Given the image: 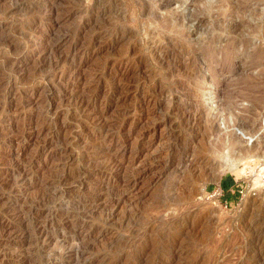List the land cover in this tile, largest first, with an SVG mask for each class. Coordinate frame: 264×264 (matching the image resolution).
<instances>
[{
    "label": "rangeland",
    "instance_id": "1",
    "mask_svg": "<svg viewBox=\"0 0 264 264\" xmlns=\"http://www.w3.org/2000/svg\"><path fill=\"white\" fill-rule=\"evenodd\" d=\"M205 7L211 20L191 44L217 50L198 69L184 32ZM259 47L264 0H0V179L34 171L0 190V264H264V169L237 176L213 153L218 134L254 139L234 115L264 88V60L250 57ZM58 72L66 82L54 85ZM77 96L96 103L80 112ZM194 108L206 115L197 124ZM34 209L55 235L46 243L27 225ZM75 230L86 235L78 256L57 237Z\"/></svg>",
    "mask_w": 264,
    "mask_h": 264
},
{
    "label": "bare ground",
    "instance_id": "2",
    "mask_svg": "<svg viewBox=\"0 0 264 264\" xmlns=\"http://www.w3.org/2000/svg\"><path fill=\"white\" fill-rule=\"evenodd\" d=\"M168 2V0H165ZM47 2V1H46ZM50 2L52 3V0H50ZM170 2V1H169ZM163 3V2H162ZM50 4V3H49ZM210 7V6H209ZM209 7H205V8H199V9H196L194 11H191L187 16H186V19L188 21V24H191L193 25L194 24V27H195V30L191 31L190 29L186 30L184 33V38L186 40V47H187V54H188V63L190 65H193L195 66L196 68L198 69H202V63H206L208 65L209 61L207 59H210L213 57V55L215 54L216 52V45H215V40H210L209 42L207 43H201V44H198L197 47H195L194 45L191 44V41H192V38L194 35H197V33H199L204 25L210 21V14H211V10ZM239 24V23H238ZM237 26H240L238 25ZM254 25V24H253ZM254 27V26H253ZM252 28V27H251ZM261 34V33H260ZM257 35V34H256ZM251 36V34H250ZM262 34H261V38H262ZM253 37V36H252ZM257 37V36H256ZM182 38V37H181ZM258 39V37L256 38V40ZM249 40V39H248ZM184 46V47H185ZM252 48V47H251ZM164 51V50H163ZM167 51V50H166ZM72 52V51H71ZM70 52V53H71ZM70 53L67 55V56H64L65 58H59L55 61V63L53 64L54 66V69H57L59 67H61L60 65L63 64V63H68V59H69V55ZM165 53V52H164ZM168 53V52H167ZM174 56V55H173ZM163 57V56H162ZM178 57V56H177ZM184 57V56H183ZM252 58V61L260 66L264 60V48H260L257 49L256 51H254V53H252V55L250 56ZM166 58V57H165ZM173 59V58H172ZM171 59V61H173ZM184 60V59H183ZM187 60V59H186ZM169 61V60H167ZM178 61V60H177ZM121 62V61H120ZM174 62V61H173ZM167 63V62H166ZM186 63V62H184ZM171 64V63H170ZM179 64V63H178ZM177 63L175 64L178 65ZM52 65V64H51ZM186 65V64H185ZM68 67V66H67ZM75 65L72 63L69 65V71L68 72H73L74 73V69H75ZM240 67V66H239ZM65 68V67H64ZM192 68V67H191ZM241 68V67H240ZM63 69V68H62ZM77 69V68H76ZM236 69V68H235ZM189 70V69H188ZM170 71V70H169ZM191 71V70H189ZM237 71H238V68H237ZM240 71V70H239ZM176 72V71H174ZM52 73V72H51ZM59 73V72H58ZM66 73V72H65ZM173 73V72H172ZM193 73V72H191ZM54 74V73H53ZM60 74V73H59ZM98 74V73H97ZM96 74V75H97ZM66 75L64 74H60L58 75V77H56L55 75L52 76V81H53V84L54 85H61V83H63V79L65 78ZM71 77V75H70ZM69 77V78H70ZM98 78V77H97ZM201 78L204 80V76H201ZM63 80V81H62ZM66 82V80L64 81ZM196 82V81H195ZM264 82V81H262ZM68 83V82H67ZM254 83V82H253ZM64 84V83H63ZM62 84V85H63ZM255 84V83H254ZM67 85V84H66ZM119 85V84H118ZM183 85V84H182ZM121 86V85H120ZM119 86V87H120ZM115 87V86H114ZM118 87V86H117ZM118 87V88H119ZM251 87V86H250ZM59 88V87H58ZM122 88V87H121ZM182 88V87H181ZM61 89V88H60ZM113 89V87H112ZM115 89V88H114ZM68 88L64 86V89L62 91H58V93H53L52 95H50V99H51V103H50V108L53 107V103L55 101V99H57L56 97L58 96H61L62 93H66L68 92L67 91ZM120 90V89H119ZM122 91V90H121ZM254 91V90H253ZM116 92V91H115ZM10 94H11V101L13 102L15 100V98L17 97L18 95V90H15V88H13L11 91H10ZM195 95H198L195 93ZM199 96V95H198ZM253 96V100H248V98H246V100L244 99V101H247L248 102V105L245 106L243 108V110H241L242 112L241 113H236L234 115L235 119H234V125L239 127L240 129L242 128V130L246 133V134H249L251 133V137L250 138H254L255 137H260V141L257 142V143H254L253 140H240V138L238 139L237 137H234L231 135V137H229V145L227 143V137H226V133L223 135V136H218L216 137V139L220 140V145L218 147H214V152L215 153V156H218L220 158L223 159L224 164L222 165L223 169H227V170H230L233 174L237 175V176H240L242 174V172H244L243 169L240 168L241 165H251L252 163L254 162H258V164L255 166L256 168V171H260L262 172L264 167H263V164H264V125H263V122L262 121H259V118H260V115L262 113V109H263V106H264V88L261 87L260 89V94H255V95H252ZM62 99V98H61ZM96 96H93L92 97V100L93 101H89L88 97H85V96H80L76 98L75 100V108L77 110H79L80 112L83 111V112H87V110L89 108H91L95 103H96ZM252 99V98H251ZM91 100V99H90ZM10 101V102H11ZM9 105V104H8ZM30 105V104H29ZM24 106V105H23ZM22 106V107H23ZM192 107V106H191ZM75 109V110H76ZM94 109V108H93ZM195 109V112H191L188 116V120L190 122H193L195 124H197V122L199 120H203L205 118V113L202 112L201 109H197V108H194ZM90 111V110H89ZM194 111V110H193ZM231 111V110H230ZM227 112L228 114L230 113ZM260 111V113H259ZM77 112V111H76ZM82 112V113H83ZM240 112V111H239ZM81 114V113H80ZM227 114V115H228ZM231 115H232V112H231ZM229 117V115H228ZM48 118V117H47ZM11 119V118H10ZM46 119V118H45ZM54 120H52L53 122ZM229 121V120H228ZM56 122V121H55ZM55 122L51 123L50 124H55ZM14 123V122H13ZM43 123V122H42ZM215 123V122H214ZM214 123L212 122V128H214V132H216V134L218 133V129L219 128H215V125ZM216 124V123H215ZM97 125V124H96ZM53 126V125H52ZM217 126V125H216ZM51 127V126H49ZM55 128V127H54ZM97 128V127H96ZM100 128V133L101 136L100 138L103 137L102 140L99 139V143L102 144L100 146L103 147L104 149V152H105V124L102 123V125L99 127ZM95 129V128H94ZM55 130L57 131L58 128H55ZM60 131V130H59ZM57 131V132H59ZM62 131V130H61ZM99 132V131H98ZM212 132V131H211ZM60 133V132H59ZM108 133V132H106ZM57 134V137L60 139V136L58 133ZM214 133V135H216ZM232 134V132H231ZM97 135V134H96ZM111 134H109V137H110ZM222 135V134H220ZM115 136V134H114ZM108 137V136H107ZM106 137V138H107ZM5 139V138H4ZM97 139V138H96ZM9 142L11 143H14L13 142V139L10 140ZM215 145V144H214ZM217 145V144H216ZM102 149V150H103ZM190 160V159H189ZM1 161V160H0ZM188 161V160H187ZM186 163V162H185ZM191 163V161H190ZM195 166V165H194ZM197 167V166H196ZM194 170V169H193ZM34 171L32 169V167L30 168H19L18 170H15V171H11L10 173H5V177H1L0 179V190L2 189H5L7 188L8 186H11L12 189L14 187H18L21 182L25 181L26 179H28L30 177L31 174H33ZM27 181V180H26ZM57 182L59 184H62V180H57ZM48 184V183H47ZM65 184V183H64ZM256 184H257V181H256ZM23 185V183H22ZM51 186V185H50ZM56 186V184H55ZM48 187H49V184H48ZM53 187V186H51ZM63 187V186H62ZM264 188V183H262V186ZM58 188V187H56ZM60 188V187H59ZM58 188V189H59ZM263 188H261L260 192H259V195L261 196V198H263L264 196V193H263ZM63 189V188H62ZM253 189H256V187L253 186ZM55 190V188H54ZM57 190V189H56ZM259 191V190H258ZM56 192V191H55ZM60 194H62V196H64L66 193H67V190L66 189H63V190H60L59 191ZM54 193V192H53ZM59 194V195H60ZM53 195V194H51ZM257 195V194H256ZM54 197V196H53ZM68 198L70 196H67ZM56 198V196H55ZM67 198V199H68ZM74 198V197H73ZM79 198V197H78ZM61 199V197L59 198ZM66 199V197H65ZM70 200V199H69ZM68 200V201H69ZM80 200V199H79ZM38 203L37 204H42L44 206H47V204H49V199L46 197V198H41V199H38L37 200ZM55 201V200H54ZM62 201V200H61ZM66 201V200H65ZM84 201V200H83ZM93 200L90 201V205L92 204ZM54 203V202H53ZM56 203V202H55ZM64 203V202H63ZM81 203V202H80ZM70 204V203H69ZM68 204V205H69ZM81 204H79V208ZM83 205V204H82ZM49 206V205H48ZM72 206V205H70ZM75 206V205H74ZM73 207V206H72ZM78 207V206H76ZM85 209V205L84 207H82ZM81 208V209H82ZM88 208H90V206H88ZM87 208V209H88ZM44 209H47V208H44ZM54 209V208H52ZM85 209V210H87ZM40 210V209H39ZM50 210V209H48ZM73 210V209H72ZM80 210V209H79ZM78 210V211H79ZM32 211V210H31ZM42 211V210H41ZM84 211V210H83ZM51 212V211H49ZM48 212V213H49ZM77 212V211H76ZM80 212V211H79ZM79 212L77 213L76 216H78ZM45 213V211H44ZM83 213V212H82ZM85 213V212H84ZM43 214V211L42 212H39V211H36L35 209L31 212L30 215H27L28 217L26 218V221H28L27 225H32L33 226V229H34V232L36 233L37 237L40 239V237H45V243L46 241L48 242V240H52L54 238L55 235H50L49 236V232H48V229L47 227H39V224L41 222V215ZM51 214V213H50ZM26 215V214H25ZM42 223V222H41ZM80 225V226H79ZM79 227H83L81 223H79ZM77 226V227H78ZM70 227V226H69ZM69 230V229H68ZM73 230V229H72ZM75 233H73L72 235H63V234H58L57 237L61 238V241H63L64 243V246H69V247H76L74 250L77 252V256L80 255V246L82 245V243L84 242L85 240V237L86 235H84L83 233H81L80 231L78 230H75L74 231ZM70 233V232H68ZM42 239V238H41ZM43 242V241H42ZM83 251V250H82ZM82 258V257H81ZM80 261V260H79ZM82 261V260H81ZM78 262V261H77ZM66 263V262H65ZM81 263V262H80ZM79 263V264H80ZM88 264V263H87Z\"/></svg>",
    "mask_w": 264,
    "mask_h": 264
},
{
    "label": "trees",
    "instance_id": "3",
    "mask_svg": "<svg viewBox=\"0 0 264 264\" xmlns=\"http://www.w3.org/2000/svg\"><path fill=\"white\" fill-rule=\"evenodd\" d=\"M234 179H233V177H226L223 181H222V183H221V186H222V188H223V190L227 193V197L228 198H230V188H231V186H232V184H234Z\"/></svg>",
    "mask_w": 264,
    "mask_h": 264
},
{
    "label": "crops",
    "instance_id": "4",
    "mask_svg": "<svg viewBox=\"0 0 264 264\" xmlns=\"http://www.w3.org/2000/svg\"><path fill=\"white\" fill-rule=\"evenodd\" d=\"M223 180H224V179H223ZM223 180H222V181H223ZM234 181H235V180H234ZM234 184H235V182H234ZM234 184H232V186H234ZM232 186H231V187H232ZM230 189H231V188H230Z\"/></svg>",
    "mask_w": 264,
    "mask_h": 264
},
{
    "label": "built area",
    "instance_id": "5",
    "mask_svg": "<svg viewBox=\"0 0 264 264\" xmlns=\"http://www.w3.org/2000/svg\"><path fill=\"white\" fill-rule=\"evenodd\" d=\"M263 178H264V175H263Z\"/></svg>",
    "mask_w": 264,
    "mask_h": 264
}]
</instances>
